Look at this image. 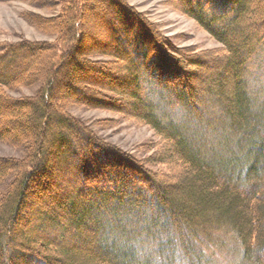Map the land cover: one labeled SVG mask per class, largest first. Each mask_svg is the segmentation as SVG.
Returning a JSON list of instances; mask_svg holds the SVG:
<instances>
[{
  "label": "trees",
  "instance_id": "1",
  "mask_svg": "<svg viewBox=\"0 0 264 264\" xmlns=\"http://www.w3.org/2000/svg\"><path fill=\"white\" fill-rule=\"evenodd\" d=\"M174 3L223 47L224 54L216 62L222 75L227 74L229 90L221 84V77L209 90H197L200 99H212H204V103H215L212 108L224 120V139L231 143L227 155H236L214 165L213 157L193 146L182 127L166 113L179 109L197 116L203 104H199L190 78H179L185 62L177 61L173 53H152L151 39L162 47L159 37L149 28L146 33L138 15L124 0H59L58 10L51 17L33 13L23 16L29 25L52 39L0 43V111L6 113L0 120V143L20 152L19 157L0 160V264H147L142 260L140 244L148 242L154 233L168 230L179 239H189L195 230L206 234L212 228L223 227L237 236L241 263L264 264V124L260 120L259 127L251 118L244 85L248 74L259 66L264 68V0ZM101 5L105 7L102 18L107 16L108 20L105 17L100 22L108 24V38L114 42L109 44L112 50H99L95 57L84 56L81 49L87 22L90 13ZM255 35L258 43L252 45ZM105 57L111 60H90ZM170 61L172 67L167 66ZM119 68L126 70L130 89L110 84L111 80L122 79ZM78 70L84 74L79 79L82 86L71 87L69 83ZM97 73L109 80L106 91L127 99L124 104L128 113L119 114L148 127L160 140L161 148L155 154L142 162H131L138 167V173L126 172L124 178L107 170L115 157H110L111 146L92 128H100L102 123L91 126L68 112V108L82 106L116 112L117 102L113 99L111 104L104 103L101 96L106 91L89 81L90 75ZM35 86L38 89L31 97L10 95L20 88ZM64 94L68 95L66 99L62 98ZM74 94L75 98L69 97ZM160 99L164 104L161 108L157 102ZM167 146L175 159L165 163L162 154ZM58 162L74 186V195L65 205L55 191H50L46 178ZM146 164H162L168 173L145 171L141 165ZM227 173L237 177L222 182ZM176 179L182 192L206 205V212L214 213L211 221H186L185 216L197 211L192 210V214L186 207L177 208L176 197L174 202L169 198L172 187L164 183ZM43 194L49 198L48 207L42 206L45 201L36 203ZM177 198L186 201L185 196ZM88 200L103 205L110 218L104 223L93 221L91 216L87 223L93 225V233L86 235L79 231L84 220L77 215ZM29 202L36 203L35 217L44 224L56 225L61 237L55 239L51 230L43 235L34 229L30 234L23 232L22 219L29 210L23 211ZM64 212L69 218L65 225L60 223ZM32 223L28 220V224ZM67 233L77 235L82 243L63 239ZM170 245L163 244L166 248ZM183 251L189 259L190 255ZM163 259L157 264L166 263Z\"/></svg>",
  "mask_w": 264,
  "mask_h": 264
},
{
  "label": "rangeland",
  "instance_id": "2",
  "mask_svg": "<svg viewBox=\"0 0 264 264\" xmlns=\"http://www.w3.org/2000/svg\"><path fill=\"white\" fill-rule=\"evenodd\" d=\"M124 1L127 5L131 6L138 15V20L142 22L146 33L148 34L151 31V34L154 33L159 37L157 39L162 44V47L157 44L158 42H153L154 40L152 41L150 38L151 43L154 45V47L152 46L154 48L152 53L157 54L158 52H161L165 55L168 52L170 54L173 53L177 55V61L185 62V64L182 63L184 70L183 72L181 71V76L179 75V78L181 81L186 80V76L190 78V82L196 89L195 95H198L197 100L199 104H203V107L201 106L199 108L200 111L197 116L190 114L189 111H181L179 109L174 110V112L169 111L166 113L176 121L179 127H182L186 139H188L193 146L199 148L204 155L213 157L212 163H214V165L221 163V159L223 160L225 158V161H227L228 158H233L236 155L233 152V155H227L230 150L231 143L224 139L226 134L225 126L222 124L224 123V120H221L218 116L219 112L213 109L215 107V103L211 102L212 99L208 97L200 99V94H198L199 90H209V86L214 85L219 77H221L222 80L221 84H225L224 86L226 90H229V83H226L228 80L226 77L227 74L226 76L222 75L223 71L219 68L220 64L216 62V60L220 59L224 54L223 47L205 30L198 26L194 20L183 15L180 10H178L174 0ZM58 2L59 0H0V43H15L20 39L34 42L51 41L52 37L37 31L25 21L26 18L24 19V17H27V15L31 13L39 14L40 16L46 18L51 17L58 10V8H56V3ZM104 9L105 7H102V5L97 6L90 13V17L87 22L88 26L82 43L83 50L81 49L82 55L84 56L91 55L95 57L97 55L96 52L99 50L103 52L104 50L106 52H110V50H107L108 48L111 49L109 44H114L111 38H108V24L105 23L106 25H102L101 23L105 17L106 20H108L107 16H103L104 18H102V15H104ZM147 28H149L150 31ZM256 42L258 43V37L255 35L251 44L254 45ZM96 46L98 48H96ZM239 56H242L241 52H239ZM192 57L195 59H192ZM90 60L108 61L111 59L105 57L96 59L92 58ZM170 63L171 61L167 62L168 67H172ZM119 70H122L119 74L122 79L117 82L111 80L112 83L110 82V84H112L113 87H119L122 90L130 89L128 88L129 83L127 81L129 80H127L128 76L126 75V70L123 68H119ZM97 74H91L89 81L93 82L98 89L106 91L107 89L105 87L108 85L107 81L109 80L100 78L99 74ZM81 75L84 76L83 72L78 70L76 75H74L72 83H69L71 87L82 86L80 85L81 83L79 84ZM142 76L144 75L142 74ZM148 83L149 82H147V84ZM244 85L248 90L249 103L247 104L249 114L252 119H255L257 126L261 127L259 121L261 120L264 124V68L259 66L254 70V72L248 74ZM197 88H199V90H197ZM37 89L38 88L36 86L33 88H20L16 92L10 93V95L15 98H20L21 96L31 97L34 93H36ZM91 93L94 94V92ZM111 94L112 93L106 91V94L101 97L104 99V103L110 102L107 104H111V101L115 100L118 106V109H115L116 112L107 109L93 110L83 106L68 108V112L76 118L87 121V123L91 124V126L94 125V122L102 123V127H100L101 129L103 128L102 130L100 128H95L96 125L92 128L94 131H98L97 134L111 146L110 150L113 154L110 157H115V159L111 162V167H108L107 170L114 176L117 175L119 178H124L126 177V172H132L135 174L139 171V169H137L138 167L131 162H142L141 160L155 154L161 146L159 137L156 136L151 129L135 123L125 115L119 114L120 112L128 113L127 111H129V109H127V104H124L127 99L125 97L123 98V96L119 97L118 94ZM66 96L68 95L64 94L62 98L66 99ZM90 96H88V98H90ZM69 97L75 98V94ZM204 99H210L211 101H206L205 104ZM161 101V99L159 101L157 100L159 108L164 106ZM107 106L109 107L110 105ZM5 116L6 113L4 111H0V120L3 121ZM110 150H106V152L109 153ZM161 151L163 150L161 149L160 152ZM19 156L20 152L18 150L6 145L5 143H0V160L16 158ZM162 158H164L165 163L171 162L175 159L174 154L169 149V146H167L163 151ZM115 163L119 165H115ZM56 164H54L55 168L52 169V173L46 176V178L50 181V191H55V194L63 200L62 202H64L65 205L66 201H69V196L74 195V186L71 183L72 178L69 176V173L66 171L64 172L63 168L65 167H62L59 162ZM141 166L145 171H151L153 173H168L166 167L162 164L160 166L152 164ZM88 167L91 169L93 166ZM114 171H116V173H114ZM235 177H237L236 174L227 173V175L225 174L222 176L221 181L228 182ZM164 184H169V187H172L169 198H173L174 202V197H176V202H174L175 207H186L191 210L192 214V210L197 211L190 217L185 216L186 221L189 220L191 222V220H193L195 222L205 223L213 219L214 213L211 214L206 212V205L194 202L192 197H189L187 193H184L185 191L182 192V189L180 190L181 185L177 179L169 180ZM242 184L243 183L241 182V186ZM183 196L186 197L185 203L180 202L177 198ZM48 200L49 198L43 194L39 197V199H37L36 203L45 201L46 205L42 206L48 207ZM92 202L91 200L86 201L83 204L84 207H80V212H78L77 215V218L84 220V225L81 229L79 228V231H83L86 235L93 233V228H90L93 225L87 223L91 216L93 221H102L104 223L109 217L106 209L102 208L103 205H99L98 203L92 204ZM32 204L33 203L29 202L23 211V213H26V211L29 210L27 216H24L22 219L23 232L30 234L28 232L34 229L35 232H41L40 234L43 235V232L47 231L49 233V230H51L50 235H53L55 239L61 237L59 233L60 231L57 230L58 228L56 225L48 223L44 224L35 217L37 208H35L36 206ZM89 207L90 209H88ZM46 211L50 210L46 209ZM104 211L106 213H104ZM68 219L69 218L64 212L61 214L60 223L65 225ZM179 219L181 221L184 218L182 217ZM28 220H31L33 223L28 224ZM94 228H96V224H94ZM149 237L148 242L144 241L143 244H140V249L143 251L142 260H147V264H157L158 262H161L160 260L163 258L166 263L163 262L162 264H246L244 261L241 263V246L238 242L237 236L226 227L219 229L212 228L206 234L201 233L198 230L196 232L195 230V232L190 234L189 239L182 237L179 239L176 235L174 236L169 233L168 230L161 233H154ZM65 238H72V240H78L79 243H82V240L77 235H73L71 233L65 234L63 239ZM166 241L168 244H171L169 248L163 246V244H167ZM179 241L181 242L179 243ZM183 249L186 253H188V255H190L189 259ZM161 250H163V254H161ZM66 263L76 264L74 261L72 263L67 261Z\"/></svg>",
  "mask_w": 264,
  "mask_h": 264
}]
</instances>
